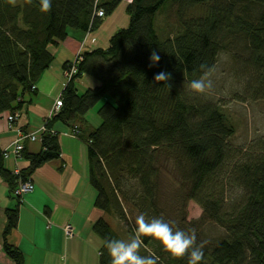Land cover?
<instances>
[{"label": "trees", "instance_id": "16d2710c", "mask_svg": "<svg viewBox=\"0 0 264 264\" xmlns=\"http://www.w3.org/2000/svg\"><path fill=\"white\" fill-rule=\"evenodd\" d=\"M120 2L51 0L52 10L45 13L39 0L32 5L17 0L16 6L0 0V119L11 114L15 120L8 121L9 127L15 125V112L53 63L51 47L65 40L69 29L94 31ZM125 13L127 26L110 36L106 48L63 64L66 70L74 63L76 72L58 96L60 108L41 125L40 150L29 153L28 139L20 140L18 159L28 166L13 174L0 163V176L14 200L5 209L4 253L14 264H24L20 250L7 240L17 227L22 201L14 190L18 180L30 179L36 168L60 158L52 126L62 122L86 146L88 184L93 206L101 212L92 225L101 239L99 264H111L106 242L129 240L142 213L149 221L162 218L174 231L194 230L197 244L203 243L200 264H264V137L248 148H233L228 118L189 87L212 71L221 52L239 48L246 52L249 84L264 97V0H130ZM152 50L161 59L149 67ZM161 71L171 73L170 88L154 81ZM82 74L99 85L79 95L74 80ZM95 106L98 126L85 118ZM11 149L0 154V162L12 157ZM168 174L185 184L186 197L202 209L199 224L165 214L159 195ZM203 222L219 226L222 237L206 241ZM143 239L141 255L155 253L158 264H188L187 255L173 258L159 241Z\"/></svg>", "mask_w": 264, "mask_h": 264}, {"label": "crops", "instance_id": "0c3cea01", "mask_svg": "<svg viewBox=\"0 0 264 264\" xmlns=\"http://www.w3.org/2000/svg\"><path fill=\"white\" fill-rule=\"evenodd\" d=\"M129 1L121 0L96 31L69 29L65 40L51 47L53 63L35 83L34 94L24 98L26 103L18 119L23 130H37L50 115L55 98L66 84L63 64L74 62L84 52L106 48L110 36L127 26L124 9ZM74 85L80 95L99 84L82 74L74 80ZM52 130L58 133L60 158L39 166L31 174L34 188L22 197L17 227L7 240L20 250L24 264H99L100 238L93 232L92 225L101 212L93 206L94 192L87 179L86 146L62 122H55ZM16 135L5 116L1 118L0 149L11 148ZM25 146L29 153H37L41 143L27 140ZM0 163L9 172L22 170L29 164L27 160L15 161L13 157L2 158ZM13 205L7 183L0 176V264H14L2 248L5 209ZM65 224L72 226V237L64 235Z\"/></svg>", "mask_w": 264, "mask_h": 264}, {"label": "rangeland", "instance_id": "374dc122", "mask_svg": "<svg viewBox=\"0 0 264 264\" xmlns=\"http://www.w3.org/2000/svg\"><path fill=\"white\" fill-rule=\"evenodd\" d=\"M169 22L170 24L173 22L172 17L169 18ZM245 61L246 52L239 48H235L229 52H221L214 68L208 74L212 80V89L206 95L198 94L205 101L217 106L233 125L234 134L230 138V144L235 149L248 148L250 143L255 139L264 137V97H261V94H255L254 88L249 84L250 72L245 67L247 64L244 66ZM57 98H55L50 111ZM96 108L95 106L85 113V118L94 126H98L101 121ZM15 113L18 114V118L12 129L17 132L20 128L18 119L20 118L19 115L22 114V110ZM5 118L8 122L7 115ZM37 131L38 129L35 131H26V133L32 134ZM17 138L18 136L16 135L12 144L17 142ZM26 138L30 139L29 136ZM34 140L39 141L38 137ZM10 155H12L15 161L21 160L18 159L20 156L18 154L14 155L10 152ZM17 171L19 170L16 169L12 173L15 174ZM161 189L159 201L167 216L176 222L184 219L185 222L196 221V224H199L197 222L201 218L202 209L198 204L186 197V186L179 181L178 177L171 174L163 176ZM200 226L202 227V235L206 241L219 239L223 235V230L213 223L203 222ZM98 242L101 244V239H98Z\"/></svg>", "mask_w": 264, "mask_h": 264}, {"label": "clouds", "instance_id": "9594fccd", "mask_svg": "<svg viewBox=\"0 0 264 264\" xmlns=\"http://www.w3.org/2000/svg\"><path fill=\"white\" fill-rule=\"evenodd\" d=\"M24 4L32 5L33 0H23ZM12 6H16L17 0H8ZM40 11L50 12L52 10L51 0H39ZM149 67L156 66L161 57L156 50H152ZM204 66H202L203 68ZM171 73L161 71L154 75L157 83L166 82L171 87L169 81ZM190 89L200 95H206L213 87L212 80L205 72L199 79L192 80ZM136 230L134 235L127 241L109 240L105 247L111 257V264H158L159 257L155 253L147 256L141 255L140 250L144 244V237H151L160 242L163 250L168 252L173 258L183 259L188 256V264H200L203 261V243L197 244L195 231L190 234L183 230H173L169 222L162 218L146 219V214L142 213L136 217Z\"/></svg>", "mask_w": 264, "mask_h": 264}, {"label": "built area", "instance_id": "2783aa9c", "mask_svg": "<svg viewBox=\"0 0 264 264\" xmlns=\"http://www.w3.org/2000/svg\"><path fill=\"white\" fill-rule=\"evenodd\" d=\"M103 14H102V11H98L97 12V16L101 17ZM76 72V67H75V64L72 63L70 64L67 69L64 71V74H65V77L66 79H70L71 76L73 74H75ZM61 106V102H60V99L59 97L57 98L55 104L53 105V108L52 110L50 111V116H52L53 114L56 113V111L60 108ZM16 114V117L18 116L17 113ZM15 117V118H16ZM7 120L8 121H13L15 120L14 117L11 115V114H8L7 115ZM44 130V127H41L40 129H38L37 132L35 133H32V134H29L28 132L25 134V135H21L20 131L18 130L17 131V142H15L14 144H12V149L10 150V152H12L14 155L15 154H18V156L20 155V152L21 150L23 149V145L20 143V140L22 139H27L26 137L29 136L30 139L28 140H34L35 138L40 137V134L41 132ZM25 137V138H24ZM0 154H2L3 156H6L9 154V151L7 149H0ZM15 174H18V171L15 173ZM33 190V182L30 180V179H27L26 181H21V180H18V183H17V186L14 190V195L18 196V197H23V195L31 192ZM63 232H64V235L68 238V237H72L73 235V230H72V226L70 224H65V226L63 227Z\"/></svg>", "mask_w": 264, "mask_h": 264}]
</instances>
